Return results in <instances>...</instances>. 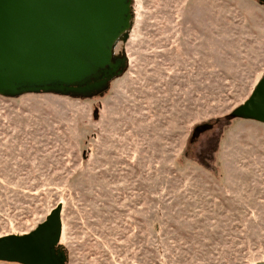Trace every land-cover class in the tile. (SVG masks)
<instances>
[{
	"label": "rangeland",
	"instance_id": "1",
	"mask_svg": "<svg viewBox=\"0 0 264 264\" xmlns=\"http://www.w3.org/2000/svg\"><path fill=\"white\" fill-rule=\"evenodd\" d=\"M131 19L102 94L0 96V238L60 205L66 264H264V124L223 123L264 75V7L132 0Z\"/></svg>",
	"mask_w": 264,
	"mask_h": 264
},
{
	"label": "water",
	"instance_id": "2",
	"mask_svg": "<svg viewBox=\"0 0 264 264\" xmlns=\"http://www.w3.org/2000/svg\"><path fill=\"white\" fill-rule=\"evenodd\" d=\"M131 1L0 0V96L105 92L126 69V57L113 51L131 28ZM228 117L264 124V75ZM208 128L196 127L195 135ZM60 214L58 205L32 232L0 238V262L66 264Z\"/></svg>",
	"mask_w": 264,
	"mask_h": 264
},
{
	"label": "trees",
	"instance_id": "3",
	"mask_svg": "<svg viewBox=\"0 0 264 264\" xmlns=\"http://www.w3.org/2000/svg\"><path fill=\"white\" fill-rule=\"evenodd\" d=\"M234 120H239V119H230L228 116L224 117L223 119V123L228 126L230 122L234 121ZM218 122V121H217ZM218 124V123H217ZM212 125V124H211ZM210 126V125H208ZM213 126V125H212ZM211 127V126H210ZM198 135H194L192 137H190L189 142H188V146H192V144L194 145V143L196 142V138ZM196 160V159H195ZM199 165L203 166V168H205L206 170H209L208 167L204 166L203 163H198Z\"/></svg>",
	"mask_w": 264,
	"mask_h": 264
},
{
	"label": "flooded vegetation",
	"instance_id": "4",
	"mask_svg": "<svg viewBox=\"0 0 264 264\" xmlns=\"http://www.w3.org/2000/svg\"><path fill=\"white\" fill-rule=\"evenodd\" d=\"M121 57H122V56H121ZM121 57H116V59H117V58H121Z\"/></svg>",
	"mask_w": 264,
	"mask_h": 264
}]
</instances>
